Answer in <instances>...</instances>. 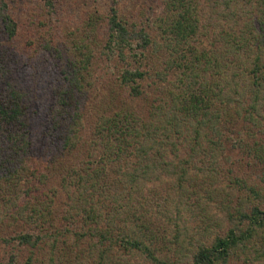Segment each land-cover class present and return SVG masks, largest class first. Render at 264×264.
Listing matches in <instances>:
<instances>
[{"label": "trees", "instance_id": "16d2710c", "mask_svg": "<svg viewBox=\"0 0 264 264\" xmlns=\"http://www.w3.org/2000/svg\"><path fill=\"white\" fill-rule=\"evenodd\" d=\"M82 1L46 0L55 17L89 9L65 41L57 36L70 51L45 105L44 88L25 87V65L8 51L19 21L13 1L0 0V244L29 247L31 262L46 254L45 264H264V208L248 193L233 206L225 193L230 226L210 243L178 232L192 204L186 166L198 155L218 165L232 147L264 165V0H160L155 9L110 0L106 13L99 0ZM55 42L44 50L60 54ZM98 59L124 65L114 79L134 97L146 73L164 82L178 72L173 88L145 99L142 118L113 88L93 93ZM182 141L187 158L177 154ZM165 175L182 193L159 190ZM230 180L245 188L243 176ZM155 214L175 226V240L159 243Z\"/></svg>", "mask_w": 264, "mask_h": 264}, {"label": "rangeland", "instance_id": "374dc122", "mask_svg": "<svg viewBox=\"0 0 264 264\" xmlns=\"http://www.w3.org/2000/svg\"><path fill=\"white\" fill-rule=\"evenodd\" d=\"M12 1L13 2L10 3L12 7L11 12L16 20L19 21V33L13 41H10V44L8 42L10 46L7 48L9 52L14 54V56L16 55L15 58L18 60V63L25 65L24 73H21L26 76L24 80V83H26L25 87H31L33 89L39 87L44 88L43 91H40V94L43 93L41 100L45 101L44 104L46 105V98L48 97L49 92L48 89L55 87L56 81H54L53 78H56V75L58 76L59 70L63 67L62 59L66 55H69L70 51H67V46H69L70 43L67 42L64 44L65 46L61 45V41H59L60 38L57 36H62L65 41L68 38L69 32L73 31L74 27L82 22L86 15L85 13L88 12L87 9H89V5L84 3L88 0L78 2L84 4H80V7H74L77 11H72L71 13L73 14L68 17H55L54 15H48L46 8L49 4L46 0ZM117 1L122 8H130L134 5V2H137L138 4L142 3L145 7L151 5L154 9L160 7V0ZM98 4L100 11L106 13L111 2L110 0H99ZM54 25L58 27L56 31H53L52 27ZM50 34H53L57 39L55 40L54 38L53 41H56L55 43L60 45V54L58 55L55 52H49L43 48L44 45H48L49 47L53 42L49 41L52 38ZM198 43L199 42H195L194 45L199 46ZM201 43H203V47L209 48L208 40H203ZM43 58L45 60H43ZM109 63L110 62L102 59H98L94 62L91 70L93 77L96 78L97 89L94 88L93 93L98 97L107 93L108 89L113 88L119 101L132 107L134 110H130L135 111L142 118H144L146 114L145 99L146 101H154L157 97L160 98L162 96L161 89L166 85L168 88H173L172 83L175 81V74L178 72L175 69H173V71H166V80L164 82H161L152 76V72L149 75H147L149 72L146 73V78L138 82L142 94L139 97H134L129 92V86L122 85L118 80L114 79L119 75L120 70L121 73L123 72L122 68L124 65H120V68L118 67L115 69L116 71H113L112 68H110L111 64ZM156 65L157 63L155 64V67ZM100 78H105V81L108 84L109 82H107V79H111V85L106 86L105 83L106 88H98L100 85ZM118 83L120 84L119 86ZM88 98L86 96V106L87 103H90L91 101ZM97 99L98 98L94 101H97ZM262 114L264 115V112ZM90 120L92 121V118H90ZM259 140H261V138H259ZM178 147L179 150L177 151V154L179 158L189 157L188 144L182 141L181 146L179 145ZM236 149L237 148L234 149L230 147V150L228 149V152H226L227 156L225 155L222 159L218 160V165H216L217 161L210 162L211 158L207 155L208 153H206V156L198 155V158H196V162H193V165L186 166V169H188V175L191 176V178H188L184 184L187 186L190 197H192L189 200L192 204L191 209L186 213V220L181 223L183 217H180L179 219L181 227L179 228L180 231H178L180 233L179 237L189 236L193 237L195 240L197 239L198 241H203L208 244L215 236L223 235L230 226V220L228 219V216H226L225 210L222 209L224 205L227 204V196L225 193L230 194V197L232 198L230 204L232 206L236 205V198L239 199L242 196L245 197L248 193L251 202L258 203L261 208H264V165L255 162V160L252 159V156L250 154L248 155L246 151L241 152ZM229 156L231 157L230 159L227 158ZM173 159L174 162H179L178 159L176 160L175 156ZM232 176H243L246 180V183L244 184L246 189L235 185L230 180ZM173 179L176 180L174 176H163L159 183L162 189L159 190L161 192L167 190L172 193V196L182 193V191L178 189V186L172 184ZM151 185L152 183L147 184L148 187ZM249 186L254 187L258 191L259 198L251 195L248 191ZM220 189L224 190L220 192ZM145 194L146 187L142 196H145ZM197 195L199 196L195 198ZM145 197L148 196L146 195ZM61 199H63V197H61ZM175 199L180 200V198ZM160 216L163 215L155 214L153 220H156L158 225L161 223V226L157 229L160 231L161 238L163 239V241L160 240L159 243L164 245L165 243L167 244L169 240L173 241L178 232L174 231V225H165L164 218L162 219ZM183 229H186V231L189 232H185ZM13 231H11L10 234ZM31 253L30 248L27 246L14 245L13 242H11V244H0V264H45L46 254L35 253L32 257L38 254L42 262L39 260L31 262L28 257L29 255H32ZM134 258L138 260V262L141 261L139 258ZM232 264L250 263L240 259L235 260Z\"/></svg>", "mask_w": 264, "mask_h": 264}]
</instances>
